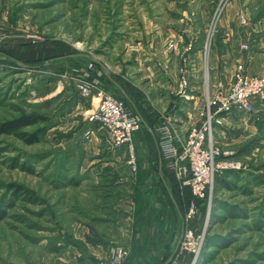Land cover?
<instances>
[{"label": "rangeland", "instance_id": "1", "mask_svg": "<svg viewBox=\"0 0 264 264\" xmlns=\"http://www.w3.org/2000/svg\"><path fill=\"white\" fill-rule=\"evenodd\" d=\"M0 27L4 36L0 125L33 116L44 120L17 133L45 130L39 141L31 143L11 133L13 128L3 132L0 127V264H100L111 246L100 253L91 251L89 242L101 235L97 227L96 233L89 231V219L100 214L103 200L111 198L118 200V213L125 216L106 235L115 236L120 224L130 234L124 219L127 213L135 218V196L142 181L139 163L146 156L141 160L142 146L135 143L137 168L133 170L129 150L118 155L106 131L85 120L92 105L77 91L75 70L94 63L111 80V92L126 97L113 83L117 71L124 75L134 64L136 70L143 67L166 74L167 63L162 62L173 56L167 52L169 45L179 42L176 60L181 61L184 47L192 42L185 71L190 81L189 72L196 68L201 94L196 105L188 106L191 118L185 121L189 123L175 131L187 136L206 121L214 85L232 83L239 65L249 72L244 57L264 63V0H0ZM194 52L200 55L196 62ZM229 59L235 66H228ZM217 63L220 73L214 74L211 67ZM226 67L229 74L223 73ZM249 73L261 75L264 70ZM238 114L226 117L217 129L216 145L226 163L240 168L218 175L212 200L201 201L171 164L172 216L160 225L166 236L148 245L146 228L141 226L140 235L131 239L130 264H264V102L256 104L253 114ZM153 127L143 123L144 150L155 147ZM90 128L94 134L87 136ZM154 170L143 178L150 186L145 200L163 193L156 182L162 176ZM132 196L134 210L127 204ZM192 203L198 213L192 224L187 223L197 237H204L202 247L196 254L180 244L175 252ZM146 205L152 207L151 202ZM143 212L151 216L153 209ZM157 220L156 216V225ZM165 242L171 243L166 250Z\"/></svg>", "mask_w": 264, "mask_h": 264}, {"label": "built area", "instance_id": "2", "mask_svg": "<svg viewBox=\"0 0 264 264\" xmlns=\"http://www.w3.org/2000/svg\"><path fill=\"white\" fill-rule=\"evenodd\" d=\"M2 43L4 36L0 27V45ZM175 43L167 48L169 54L177 55L180 52L179 42ZM192 49L191 42L184 47L182 55H190ZM94 65L91 62L87 69L75 70L74 75L78 93L92 105L86 112L85 120L90 126L106 131L115 148L126 146L131 154L129 165L136 170L134 136L141 131L143 118L132 110L126 97L115 96L111 92L108 78ZM166 67L164 70L168 73ZM185 69L182 68L178 76L175 95L188 99L190 82ZM233 74L232 83L221 81L214 85L211 89L213 100L209 102L206 121L199 122V126L190 129L185 138L182 139L175 133L170 116H164L162 124L155 130L158 133L162 158L176 167L184 185L201 201L212 200L218 175L227 169L240 168L239 165L224 161V152L216 145L217 129L223 126L226 117L238 113L253 114L256 104L264 102V73L252 75L243 65H239ZM93 134L92 128L86 132L87 136ZM197 213V204L192 203L185 219L186 223L192 224V219H195ZM188 223L184 225L181 247L190 253L198 254L204 237H197L196 230L189 227ZM110 246L109 253L101 259L100 264H129L132 254L129 246L122 243H113Z\"/></svg>", "mask_w": 264, "mask_h": 264}, {"label": "crops", "instance_id": "3", "mask_svg": "<svg viewBox=\"0 0 264 264\" xmlns=\"http://www.w3.org/2000/svg\"><path fill=\"white\" fill-rule=\"evenodd\" d=\"M192 56H193L194 62H196L200 55L197 52H194ZM184 57L185 56L182 55V58L180 57L181 61L178 60L179 62L176 60L177 59L176 55H173L171 59H169L168 61H164V58H162L161 60L164 61L162 62V65H165V63H167V66L170 67V72L166 74L161 72V74L159 75V74H156L155 71L149 72L145 70L137 59L136 60L139 65L138 67H142L139 70H136V67L133 64L134 67L132 65L130 67L131 69L129 68L127 71H125L124 75H121L119 71L115 73L116 76L114 77L115 78L114 80L116 81L115 84L117 85V88L119 87L118 89L124 93L123 95L126 96L130 104L135 108L137 112H138L137 109H140L138 103L140 104V106L142 107V113L141 114L139 112L138 113L142 116L144 124L147 125L149 129H151V125H153L154 130H156V128H158V126L162 124V117L164 118V116L171 117V119L173 120V128H174V131L176 132H178V129L182 131L181 128L186 127L184 126L185 123H189V121H185L186 120L185 117L188 116L190 120L191 114L188 111V106L192 104L196 105L200 97L201 91L200 89H198V83H200L199 82L200 77L198 76V73H194L196 72V68L195 70L191 69L189 72L190 87L188 90V99L175 95L178 74H180V71H181V69L179 70V68L180 66L181 68L182 67L186 68V65H187L185 63ZM244 58H245L244 62L248 66L249 72L261 73L264 70V63L260 62L259 59L252 58V56L251 58L250 57L249 58L244 57ZM233 62L234 61L229 59L227 62L228 66H230V64ZM233 64L235 66V63ZM194 66L196 67L198 65L194 63ZM211 69L214 72V74L218 73L219 63H217V65L216 64L213 65ZM104 70L105 72L107 71V69H104ZM227 71H228V68L226 67L223 73L229 74L227 73ZM127 76L128 77L130 76L129 80L126 78ZM126 84H130V85L132 84L131 86L134 87V92L136 93L137 91H139L142 94L140 96V99L138 100V103L133 102L130 99L129 95L125 93ZM186 111H188L187 112L188 114L184 113ZM236 115H239V114H234V116ZM151 133H153L152 136H153L155 147L153 149L148 148L149 150H147L146 148H145L146 150H144V143H140L141 141H143L144 136L146 134H142V132L139 131L134 136V144L137 143L139 147L142 146V148L139 149L138 155L140 156L141 160L143 156L144 157L146 156V159H144L142 162L139 163V179L141 178L142 181L138 182V187L140 189H138L137 195L135 196L137 197L136 198L137 199V207H136L137 211H135L136 213L135 218L131 216L129 217V213H127V216L124 219L125 222H127L129 227L131 228L130 234L126 235L124 231H122L123 226L120 224L116 227L117 234L115 236L112 235L110 237L106 235V234H109L111 228L114 225L116 226L119 223V220L122 219L125 215L121 217L120 214L118 213L119 212L118 208H121V204L118 203L117 199L114 200L113 198H111V199L103 200L102 203L99 205L100 214L97 216L92 215L89 219V222H90V225L88 226L89 231L96 233L94 229L97 227L96 231H98L99 229L98 233L99 235H101V239L99 240L95 239L94 241L89 242L91 251L98 250L99 253L103 252L102 248L106 249L108 248V245H111L113 243H122V244H125L131 247L132 246L131 239H134L135 234L138 232L141 226L146 228L145 236L148 239V245L151 244L152 240H154L153 242H156L158 237H163V235L166 236L165 230L163 231L160 225L161 223L165 222L168 216L169 218L167 219V221L168 220L170 221V217L172 216L170 203L173 201V196H172L171 190L169 189L170 187L168 185L170 182L168 179V176L171 175L172 173L171 169L169 168L171 163L169 161H165L162 158L159 145H158V133L156 131L155 133L153 131ZM179 137L183 139V137L185 138L186 135L182 136L181 134L179 135ZM148 141H149L148 138H146V142ZM116 149H118V155L119 153H121L123 149L128 150L126 146L119 147ZM146 161L148 163H146ZM157 161H158V164H157ZM120 162H121V159L118 160V163ZM155 168H157L158 174L162 176V178L160 180H157L156 182H158L160 185L163 186L162 188L163 193L160 191L158 197H153V198L151 197L153 199L152 200L153 202H152L150 200L151 198H149L148 200H145L147 197L144 198V193L148 192V188H150V186L147 184L148 180L146 179L145 181H143V178L147 177V173L149 171H152V173L155 172L154 170ZM116 183L122 184V182H119V181H117ZM151 183L154 184V181L152 180ZM150 202H151L152 207L146 205V204H150ZM127 204H130L129 206L131 210L132 209L134 210L135 204L133 202V196L130 199L129 203ZM144 208L148 209L147 213L151 212V208L153 209L151 216L150 214L148 216L144 214L143 212ZM176 209H177L176 211H178L180 219H182V215L179 210L180 208L178 209L177 207ZM156 216L158 217L157 221H159L160 223V224H157L158 226L155 223ZM147 221L149 223H147V225L145 226V223ZM96 223H99V225L97 224L98 225L97 226ZM176 223H177L176 220L174 222L171 221V224H173L172 226H174ZM171 224H170V227H171ZM167 226H169V224ZM138 235H140V231ZM150 235L151 237H149ZM107 238H109L110 240H108ZM170 245L171 243L165 242V247H164L165 250L166 248H169ZM90 263L94 264V261ZM95 264H99V263H95Z\"/></svg>", "mask_w": 264, "mask_h": 264}, {"label": "trees", "instance_id": "4", "mask_svg": "<svg viewBox=\"0 0 264 264\" xmlns=\"http://www.w3.org/2000/svg\"><path fill=\"white\" fill-rule=\"evenodd\" d=\"M112 80H113V78H111ZM108 80H109V85L111 86V80L108 78ZM113 83L115 84L116 83V81L115 80H113ZM130 87H131V90H130ZM134 91V89H133V87L131 86V85H129V84H126V87H125V93L127 94V95H129V97H130V99L133 101V102H135V103H137L138 102V99L137 98H139L142 94L139 92V91H137L136 92V94H137V98L136 97H134L132 94V92ZM40 120H44V118H42V117H37V118H35V117H33V116H27V117H23L22 118V121H20V123H18V122H16V123H8V124H4V125H0V127H2V130H3V132L4 131H7V132H9V130L10 129H12L13 128V132H11V133H13V134H15V135H17L18 134V136L20 137V138H22L24 141H26V142H31V143H34V142H37V141H39L40 140V137H41V135H43L44 134V129H39L38 131H36L35 133H32V134H27V133H21V134H19V133H17L18 131L17 130H21L22 128H24L25 126H29V125H33V124H37ZM15 190H18L19 189V186H15ZM189 188V187H188ZM190 189V188H189ZM190 192H191V190H190ZM192 193V192H191ZM17 194H19V192L17 193ZM132 257V256H131ZM130 261H131V258L129 259V264H130Z\"/></svg>", "mask_w": 264, "mask_h": 264}, {"label": "water", "instance_id": "5", "mask_svg": "<svg viewBox=\"0 0 264 264\" xmlns=\"http://www.w3.org/2000/svg\"><path fill=\"white\" fill-rule=\"evenodd\" d=\"M183 227L185 228V226H183ZM184 228H183V232H184ZM183 232H182L181 239L179 240V242H178V245H177V247H176V249H175V252H177V251H178V249H179V247H180L181 240H182V237H183ZM175 252H174V254H175Z\"/></svg>", "mask_w": 264, "mask_h": 264}]
</instances>
